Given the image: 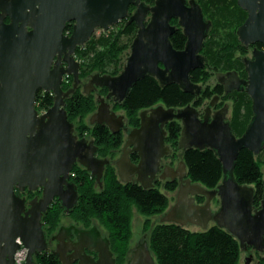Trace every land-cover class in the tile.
Segmentation results:
<instances>
[{"label": "water", "instance_id": "obj_1", "mask_svg": "<svg viewBox=\"0 0 264 264\" xmlns=\"http://www.w3.org/2000/svg\"><path fill=\"white\" fill-rule=\"evenodd\" d=\"M237 1L248 12L237 30L239 41L246 48L264 45V0ZM131 7L136 8L133 13ZM125 19L137 25L138 32L124 71L117 77L95 74L84 89L88 95L97 89L108 91L106 99L99 98L90 125L109 127L112 134L128 133L116 163L120 181L146 190H154L158 181H178L177 201L159 224L204 231L216 226L235 237L242 250L252 248L264 254V199L256 208V187L240 185L234 174L242 150L259 156L264 149V50L254 51L253 59L244 61L247 79L235 71L216 74L217 85L224 87L225 94L246 91L252 98L254 119L239 138L228 120L229 104L213 114L218 96L202 114L193 105L143 110L140 127L129 132L125 116L117 115L109 101L114 107L123 105L144 78L158 79L164 86L177 84L192 95L202 93V86L193 83L191 74L206 68L203 50L213 22L206 20L198 1L156 0L151 6L143 0H0V264H20L22 251L27 252L24 264H36L34 256L47 251L43 214L56 197L65 213L77 206L78 192L69 181L77 164L102 183L110 159L97 157L94 141L79 139L66 101L80 84L77 50L91 41L98 29L107 32ZM173 19L178 20L187 39L181 51L171 41L179 29L171 23ZM71 24L73 30L67 34ZM73 75L75 84L66 92L64 78ZM41 91L54 95L52 108L42 115L37 110ZM174 121L182 124L178 143L182 153L197 149L216 153L224 168L218 187L207 189L194 183L183 161L176 168L163 166L164 160L173 156L166 128ZM132 155L138 156V163ZM39 189L43 198L31 201L32 208L27 211L25 198L17 193ZM199 197L205 202L198 203ZM214 201H220L218 211L213 208ZM59 235L62 244L70 238H64L62 231ZM78 235L76 258L80 264H116L108 241L95 232ZM94 248L99 261L82 255ZM70 250H59L62 260ZM132 255L128 264H156L148 241Z\"/></svg>", "mask_w": 264, "mask_h": 264}, {"label": "trees", "instance_id": "obj_2", "mask_svg": "<svg viewBox=\"0 0 264 264\" xmlns=\"http://www.w3.org/2000/svg\"><path fill=\"white\" fill-rule=\"evenodd\" d=\"M143 1L151 6L156 4V0ZM197 1L207 19L209 18V10H215L213 15L215 16V24L217 26L222 25L219 27H224V25L231 24V22L236 20L237 22L235 21V23L238 29L246 21L247 12L238 6L237 0ZM135 10V7H131L130 12L133 13ZM121 23L125 25V30L123 31L124 40H126L125 38L127 37L129 41L125 42L123 39L121 40L117 37H112V40L109 39L110 43L109 47H107L109 48L108 53L112 54L113 57L115 56V59L125 51L132 49L131 46L138 32V26L134 23L128 24L127 19ZM72 26L71 24L67 27L70 33L73 30ZM235 36L236 43L231 46H226L225 48L227 49L230 47L231 49L227 52L232 51V53L229 54L225 52L224 54L223 52L225 49L221 47L214 56H211L213 60L216 58L214 61H212L208 55L209 51L214 50L215 47L217 48L220 44L212 46L211 43H209V39L205 41L206 45L203 50V55L206 56V68H204V70L194 71L191 74L193 83L198 85H200V83L204 84L212 77L210 71H221L226 68L227 70H236L240 74L242 73L246 76L244 59L241 60L233 54L238 50L246 56L248 52L240 45L237 34H235ZM171 41L175 49L179 51L186 47L185 44L187 39L183 34L182 28L176 31ZM91 42L92 39L83 49L79 48L77 54L83 53V51H87L86 54H89L91 50H93L92 47H90ZM259 47H261L260 44ZM94 49H96L95 46ZM104 50L105 47L98 50L95 55H98ZM105 58H108V56H105ZM118 60L117 58L113 69L112 75L114 77L120 75L124 71L126 65V63H118ZM210 62L214 65L212 68L209 67ZM87 74L89 73L85 72L84 76H88ZM65 84L68 89L70 84L66 82ZM131 91L129 97L124 101L125 103L118 106H121V108L128 113L129 124L134 128L140 127L141 123L139 118L143 110H149L159 105H164L166 108H184L188 105H193L199 109L206 101L213 100L216 95H224V89L217 85L214 88L209 86L197 96L185 92L177 84L164 86L158 79L152 77L144 78V80L140 81ZM102 92H107V89H103ZM37 95V107L40 112L52 108L54 103L53 94L41 91ZM91 96L92 95H88L87 93H81L77 88L74 95L66 101V109L71 122L77 117L85 118L87 114L98 109L97 104L93 102ZM227 98L233 99L235 103L234 108L236 107L233 111V120L231 123L232 130L237 137L240 135L242 136L254 119L252 98L246 91L227 94L226 99ZM238 118L242 120V123L239 125L237 124V127H235V123L239 120ZM166 129L168 133L167 144L171 148L173 154L172 158H175L178 155L173 152H175V149L180 150L178 143L182 134V124L174 121V123L169 124ZM76 132L82 138H84L86 134H91L92 138L95 139L96 145L99 147L98 154L103 156L109 155L110 152L115 153L116 150L122 147L125 139L123 132L112 134L109 127L98 124L92 127L88 126V124H82L78 127ZM182 154V160L185 165H187L189 176L194 183H200L207 189L218 187L224 178V168L215 152L211 149L204 151L197 149L187 150ZM263 154L264 149L263 153L259 156L245 149L242 150L234 170L235 178L240 185L256 187L257 197L254 204L256 208L261 207V202L264 199V188L262 184L264 182V162H260ZM132 157L133 160L138 161V156L132 155ZM73 177H75V181L79 183L84 193V204L79 206L76 210V214H85L84 218H87L91 214L106 219L107 223L114 228L112 231L115 237L114 244L116 250L120 253H124V251L127 250V244L132 236L130 206L133 203L136 205L137 209L147 217L163 214L167 211L166 208L169 206V199L162 193V185L160 183H158L154 190L143 189L141 186L134 183L124 184L118 178L117 168L113 165L107 167L104 176V190L100 191V193L93 190L97 182L94 177H92L89 170H86L82 165L77 164L75 166ZM178 185V182H166L164 188L169 191H176ZM204 201V197H199L198 203H203ZM218 203H220V201ZM60 210L59 207L51 209L46 217H57ZM151 233L149 244L151 252L155 256L156 264H239L241 254L239 241L226 230H221L216 226L211 227L208 231H193L190 228H184L180 225L158 224ZM261 261H264V257ZM56 262V259L51 255H45V257L41 258V264H56Z\"/></svg>", "mask_w": 264, "mask_h": 264}, {"label": "rangeland", "instance_id": "obj_3", "mask_svg": "<svg viewBox=\"0 0 264 264\" xmlns=\"http://www.w3.org/2000/svg\"><path fill=\"white\" fill-rule=\"evenodd\" d=\"M214 12H215V10H209V13H208V17H209L208 20H211L214 23L213 29L211 31L212 34H210L211 36H209L208 39H209V43H211L212 46H217V44H220V46H218L217 48L215 47L214 50H210L209 51L208 55L210 56V58H211L212 55L214 56V54H216V52L219 51V49L221 47L225 49L226 46H231V45L235 44L236 43L235 42V39H236L235 34L238 33L237 25L235 23L236 20L231 22V24L229 23L226 26L224 25V27H219V26H222V25H218L217 26L215 24V16H213ZM216 21H217V19H216ZM124 27H125V25L123 23H120V24L115 25L114 28H112L111 30H109L107 32L103 31L102 29H98L95 32V34L93 35V37H92V42H91V46H90V47H92V49L94 51L91 50V52L89 54H86L87 51H83V53L77 54L76 60H78L80 62V64H81V69H80L81 73H80V76H79V82L82 83V85L78 88V90H80L81 93L85 94V91H84L85 86H86V84L89 83V80L91 79V77L95 76V74H100V75H103V76H106V75L113 76L112 75L113 71H114L113 69H114L115 61L117 60V58L119 59L118 63H121V64L126 63L127 64V59H128V56L131 53V49L125 51L122 54H120L115 59V56L113 57L112 54L108 53L109 48H107V47H109V43H110L109 39L112 40V37H117L118 39H121V40L123 39V41H125V42L129 41V39H127V37L125 38L126 40H124V34H123V31L125 30ZM108 35H110V36H108ZM237 39L239 41L238 34H237ZM240 45H242L241 42H240ZM94 46H95L96 49H94ZM104 47H105V50L103 52L99 53L98 55H95L96 52H98V50H101ZM230 49L231 48L228 47L227 49H225V51L223 53L225 54V52H227ZM227 53L231 54L232 51H229ZM233 55H236V57H238L241 60L245 58V55H243V53H240V51H238V50ZM105 56H108V58H105ZM214 60H216V58ZM214 60L212 59V61H214ZM221 61H222V59H221ZM213 66H214L213 63L210 62L209 63V67L212 68ZM226 70H227V68L224 69V70H221V71H217V70L210 71V73L212 74V77L208 80V82H205L204 84L200 83V85H202L204 90L206 88H208L209 86L212 87V88L216 87V84H217V78L216 77L217 76H215V74L217 72H225ZM84 71L89 73V74H87L88 76H84V73H85ZM117 76H115V77H117ZM72 82H74V81H72ZM74 84H75V82H74ZM68 90H70V89H67V91ZM107 95H108V91L107 92H102V90L99 89V90H96L92 94L91 97L93 98V102L96 103L97 107H98L100 105V103L98 102L99 98L101 97L103 99H106ZM210 101L211 100L206 101V103L202 107H200L199 109L206 108L207 104H209ZM223 101H224V103H229L230 104L231 112H230L229 117H230V119H232L233 111L236 108V107L234 108V106H235L234 104L235 103H234L233 99H230V98L224 99ZM109 102L112 104V109H113V111L115 113H117V115L125 116V124H127V127L129 129V132H130L134 127L129 124L128 113L124 109H122L121 106H118V107L115 106L114 107L113 106L114 103H112L111 101H109ZM96 111H97V109H96ZM96 111L87 114L85 118H82V117L75 118V120L72 121L71 123H73L74 126H76V131H77L78 127H80V125H82V124H85V125L88 124V126L92 127V125H90V119L96 113ZM241 123H242V120L239 119L238 122L235 123V127H237V124L239 125ZM76 134L78 135V133H76ZM123 135H125V139H124V143H125L128 133L123 131ZM240 136H238V137H240ZM84 138L88 139V141H94V138H92L91 134H86V136H84ZM124 143H123V145H124ZM123 145H122V147H120V149L116 150L115 153L110 152L109 155H106V156L98 154L97 157L100 158V159H108V160L110 159L112 161V165L115 166V162L118 161L121 158V155L123 153V148H124ZM173 153L174 154L176 153V155H178V156L175 157V158L168 157L165 160V162L167 164L168 163H172L173 166L178 167L177 165L181 161H183L182 160L183 159L182 151L178 150V149L177 150L175 149V152H173ZM260 162H264V154L261 157V161ZM263 171H264V163H263ZM93 189L95 191H97V192L101 191V189L99 188L98 184L95 185V187H93ZM161 190H162V193H164L169 199V206L166 208V210L168 211L169 208L171 206H173L176 203V201H177L176 197H177L178 189L176 191H169V190L164 188V185H162L161 186ZM28 200L31 201L33 199L29 198ZM218 202L219 201H215L214 204H213V208H214L215 211H218L220 209V203H218ZM166 212H164L163 214H160V215H156L154 217H147V216H144L137 209V207H136V205L134 203L130 206L131 223H132L131 224V234H132V236L130 238V242H129L128 245H129L130 249H132V251L135 250L136 247L141 245L142 242L143 243H145L146 241L149 242L151 234H152L151 233L152 230L156 227V225H158L161 222L160 219L164 216V214ZM51 218L52 217H50L49 219H51ZM61 219L62 220H61L60 223H66V219L65 218L62 217ZM51 225H52V223H49V225H47V232L49 234H51L49 236L50 238H51V236L54 233V230L51 229L52 228ZM189 228L191 230H193V231L199 230L198 228L193 227V226H190ZM103 229H104V232L106 233L105 227H103ZM129 247H128V249H129ZM240 251H241V254H240L239 264H248L247 259L249 258L250 254H253V250L246 251V250H242V248H241ZM131 252L129 253V251H128V253L125 254L126 256H128L127 260L131 257L130 256ZM26 257H27V252L23 251L22 253H20L18 255L19 263L20 264H24L26 262ZM257 259H259L258 255H256V257H254V259L251 262V264H259ZM37 261L39 262V260H37ZM120 264H127V261L125 260L123 262H120ZM260 264H264V261H262Z\"/></svg>", "mask_w": 264, "mask_h": 264}, {"label": "flooded vegetation", "instance_id": "obj_4", "mask_svg": "<svg viewBox=\"0 0 264 264\" xmlns=\"http://www.w3.org/2000/svg\"><path fill=\"white\" fill-rule=\"evenodd\" d=\"M187 1L190 2V0H187ZM245 12H247V11H245ZM247 14H248V12H247ZM206 20L209 21L207 18H206ZM171 23L174 26H176L177 28H179L178 20L173 19L171 21ZM259 44L261 45V47H259ZM241 46L244 47L243 45H241ZM244 48L248 52V55L246 54V56L244 58V61H245L247 59H253V57H254V53L253 52L254 51L264 50V45L261 44V43H258L256 45H251V46H249L247 48L246 47H244ZM76 56H77V52H76ZM76 56H75V58H76ZM64 65L66 66V63H64ZM234 71L235 72H238L236 70H226L225 72H217V73L226 74V72H234ZM239 75L243 79H247V77H248L247 74H246V76H244L242 73L241 74L239 73ZM72 81H75L74 75L73 76H65L64 81H63V83H64L63 84V90L64 91H67V88H66L67 85L65 84V82L68 83V84H70V86H69L68 89H72L73 88L74 82H72ZM81 85H82V83L79 84V87ZM217 86L221 87L220 85H217ZM221 88L224 89V87H221ZM97 90H99V89H97ZM203 90H204V88H203ZM229 94H232V93H229ZM216 96H218L220 99L218 101L217 106L215 108H213V114L216 113L219 110H222V108L225 105H228L229 104V103H224V101H223L224 99H226V96H227V94H225V89H224V95H219L218 94ZM216 96L213 98V100H211L209 102V104L216 99ZM209 104H207V106H209ZM229 108H230V104H229ZM205 109L206 108H204V109H198V110H200L201 111V114H202V113H204ZM37 110H38V107H37ZM230 112H231V108H230ZM230 112L228 114V120L232 123V119H230V117H229ZM202 116L203 115H201V117ZM75 133H77V132H75ZM77 136L79 137V134ZM79 139L88 140L86 138H81V137H79ZM94 142H95V139H94ZM95 144H96V142H95ZM165 160L163 162V166L164 167L171 166V167L176 168L175 166H173L172 163H168L167 164L165 162ZM133 162L138 163L139 162V158H138V161L133 160ZM116 163H117V161L115 162V168H116ZM110 165H112V161L111 160H110ZM106 170H107V168H106ZM73 174H74V172L72 173L69 181H70V183H72V184H74L76 186V191L78 192L77 206L74 209H72L70 212L65 213V207H64V205L62 204L61 200L58 197H56V199L51 203V206H50L49 210L46 212V214H43L44 217H43L42 223H43V226H44V228H43L44 235L46 237L47 251H45L43 253H40L37 256H34V260H35L36 264H41V258L42 257H45V255H51L53 258H55L56 261H57L56 264H80V261H78L77 258H76L77 257L76 256V250H77V245L80 244V236L78 235V233L80 234L81 232H83V233H90V234H91V232H95L98 235H100L101 238H103L104 240L108 241V243L110 245L111 252H112V254H113V256H114V258L116 260V264H120V262H123L125 260L127 261V264H128V262L130 261V259L133 256L132 253L135 251V250L132 251V249H130V247L128 245L130 241L127 244L128 247H129V249L127 247V250L124 251V253H120L119 251L116 250L115 244H114L115 243V237H114V234L112 232L114 230V228H113V226H111L110 224L107 223V220L106 219H104V218L102 219V218H100L97 215H91V214L87 218H84V215L85 214H76V210L79 208V206L84 204V202H83V200H84V197H83L84 193H83L82 188L80 187L79 183H77L75 181V177H73ZM117 176H118V168H117ZM118 178H119V176H118ZM94 179L96 180L95 177H94ZM104 181H105L104 178L102 179V183H100V182H98V180H96V182H97L99 188L101 189V191L104 190ZM176 182H178V181H176ZM158 183H160L161 185H165L166 181L165 182L158 181L155 184V186H157ZM98 193H100V192H98ZM17 195H19L22 199L25 198L26 205H27V209L26 210L28 211V210H30L32 208V206L29 205V203L31 201H34V199L41 200L43 198V196H44V193H43V190L42 189L35 190L34 192H30L29 190H25L23 193H17ZM29 198H32L33 200L29 201L28 200ZM56 207H59L61 209L60 212H59V214H58L59 216L57 215V217L55 216V217H52L51 219H49L50 217H46L47 216V213L50 212L51 209H54ZM62 217L66 219V223H60L61 220H62L61 219ZM49 223H52V225H51L52 228L51 229L54 230V233L51 236V238L49 237L51 234H49L47 232V225H49ZM103 227H105L106 233L104 232ZM61 231H62V236L64 238L70 236V238H67L65 240V242H63V244L58 239V236H60L59 234L61 233ZM60 246H61V248H60ZM62 248L64 250L65 249L66 250L72 249V250L68 251L67 255H65L63 257L64 260H62L61 256L58 254L59 253V250L62 251ZM245 250L246 251H249V250H253V249L252 248H247ZM128 251H129V253L132 251L131 252V255L132 256L127 260L128 256H126L125 254H127ZM82 255H86L87 257H90L91 259H94L95 261H99L100 260V257H99L100 254H99V252L95 248L94 249H91V250L86 249L85 252ZM256 255H258V257H259V259H257V261L260 264L262 262L261 259L264 257V254L263 253H260V252H257V251H254L253 250V254H250L249 255V259L251 261H253V259H254V257H256ZM37 260H39V262Z\"/></svg>", "mask_w": 264, "mask_h": 264}, {"label": "clouds", "instance_id": "obj_5", "mask_svg": "<svg viewBox=\"0 0 264 264\" xmlns=\"http://www.w3.org/2000/svg\"><path fill=\"white\" fill-rule=\"evenodd\" d=\"M68 33H70V32L67 31V34H68ZM98 107H99V106H98ZM46 111H48V110H46ZM46 111H41V112H40V111L38 110V112L40 113V115L44 114ZM138 128H139V127H138ZM75 132H76V131H75ZM125 142H126V141H125ZM73 172H74V171H73ZM71 175H72V174H71ZM178 189H179V188H178ZM204 202H205V201H204Z\"/></svg>", "mask_w": 264, "mask_h": 264}]
</instances>
